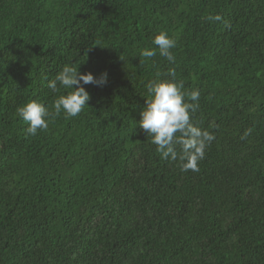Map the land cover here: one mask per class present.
Returning a JSON list of instances; mask_svg holds the SVG:
<instances>
[{
	"label": "trees",
	"instance_id": "16d2710c",
	"mask_svg": "<svg viewBox=\"0 0 264 264\" xmlns=\"http://www.w3.org/2000/svg\"><path fill=\"white\" fill-rule=\"evenodd\" d=\"M161 30L175 65L139 55ZM66 64L107 83L28 135L17 107ZM170 67L216 137L198 172L138 124ZM0 264H264V0H0Z\"/></svg>",
	"mask_w": 264,
	"mask_h": 264
},
{
	"label": "clouds",
	"instance_id": "9594fccd",
	"mask_svg": "<svg viewBox=\"0 0 264 264\" xmlns=\"http://www.w3.org/2000/svg\"><path fill=\"white\" fill-rule=\"evenodd\" d=\"M205 19L213 23L221 22L226 28L229 26L220 14L208 15ZM151 43L156 47L142 49L139 53L145 61L155 57L158 51L168 64L175 65L176 57L171 51L176 47L175 39L161 30L154 35ZM106 83V72L94 77L90 72L81 73L78 65L66 64L45 85L52 93L64 89L68 90L66 94L58 95L49 106L36 100L29 101L17 107L16 115L27 125L26 133L36 136L38 132L46 131L55 117L63 115L68 119L84 110L90 100L84 85L102 87ZM144 87L147 97L140 112L139 127L155 145L161 159L175 162L181 172H198L199 162L205 158L206 150L216 138L213 132L193 122L200 107V90H184V82L176 79L175 67L157 71L155 78Z\"/></svg>",
	"mask_w": 264,
	"mask_h": 264
}]
</instances>
